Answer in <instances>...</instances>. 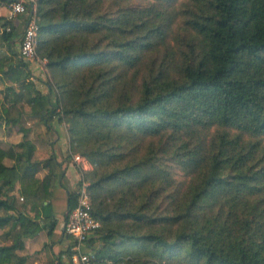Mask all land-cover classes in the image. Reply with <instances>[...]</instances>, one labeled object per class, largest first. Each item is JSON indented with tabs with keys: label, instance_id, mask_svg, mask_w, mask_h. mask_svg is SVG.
Masks as SVG:
<instances>
[{
	"label": "trees",
	"instance_id": "trees-1",
	"mask_svg": "<svg viewBox=\"0 0 264 264\" xmlns=\"http://www.w3.org/2000/svg\"><path fill=\"white\" fill-rule=\"evenodd\" d=\"M37 4L60 94L40 90L22 32L0 23V126L23 134L0 143V264H32L27 241L58 225L61 162L35 159L23 102L47 127L67 121L99 164L86 178L101 227L85 247L98 260L264 264V0ZM77 201L76 187L68 210Z\"/></svg>",
	"mask_w": 264,
	"mask_h": 264
},
{
	"label": "built area",
	"instance_id": "built-area-1",
	"mask_svg": "<svg viewBox=\"0 0 264 264\" xmlns=\"http://www.w3.org/2000/svg\"><path fill=\"white\" fill-rule=\"evenodd\" d=\"M7 3L9 12L4 15L0 5V23L10 22L18 28L23 27L19 39V53L21 57L31 65L44 63L38 56L39 43V17L36 0H1ZM12 26L7 25L10 31ZM33 69V67H32ZM34 71V69H33ZM73 162L82 170V177L77 184L78 201L77 205L68 210L64 231L73 239L71 246L72 260L74 264H118L113 259L98 260L93 251L86 250L87 240L101 227V222L93 214L92 197L89 192V182L84 178V171L92 167V162L81 153L73 154ZM74 240L76 243H74Z\"/></svg>",
	"mask_w": 264,
	"mask_h": 264
},
{
	"label": "rangeland",
	"instance_id": "rangeland-1",
	"mask_svg": "<svg viewBox=\"0 0 264 264\" xmlns=\"http://www.w3.org/2000/svg\"><path fill=\"white\" fill-rule=\"evenodd\" d=\"M36 2H37V0H36ZM19 30L21 32L23 30V27L21 25L19 26ZM19 43H20V41H19ZM36 64L38 65L37 62L35 63V65H31V67H33V69H34L35 81H36L37 85L39 87H42V89L45 91V93H49V95H51L53 100H54L55 96L60 94V91H59L58 87L56 85H54V83H53L54 82L53 74L50 73L49 69L47 68V62H46V64L39 63V68L36 67ZM37 69H39V70H37ZM37 77H41L42 79L40 78V80H39ZM49 83H52L54 85V87L50 91L51 93L48 92V90H49L48 88H50ZM9 84H11V83L4 82V83L0 84V108L2 106V103L5 100H7L5 98V96L3 95L2 91ZM23 105L27 111L26 112V126L30 127V129H31V131L29 133L30 137L33 140V142L36 144L35 159H40V158L46 159L51 155V153L53 151H55V149L53 148V144L57 143V141L59 139V132L61 133L62 140L65 143L64 149L66 152V156H65L66 159H68L70 162H72L74 164L73 154L81 153L82 155H84L83 150H85V147H84V145L80 146L76 141H74V139L71 135V132H70V124L67 121H65V120L59 121V119H57V117H56L53 121H51V124H50L51 127H47L41 116H36L35 119H31L30 118L31 113H29V109L31 108V106L27 103H24V102H23ZM0 111H1V109H0ZM22 137H23V134L18 130V128L9 127L5 124L0 126V143L4 149H8L12 145L20 142L22 140ZM56 150H57V148H56ZM89 160L92 162V167L89 170L84 171V177H85L84 179L87 182H88V179L86 178V173L90 172V171H91V173H94V172L99 170V164L92 161L91 159H89ZM5 161L8 164H12V162H13L10 159H6ZM75 167L78 170V175H79L78 183H79V181L82 177V170L76 165H75ZM44 172L45 171L40 172L39 175L42 176L44 174ZM17 186H19V185H17ZM15 193L18 194V187H17ZM22 202H23V198L18 196V205L21 204ZM2 232L3 231L0 230V235L2 234ZM40 245H41V247L44 248V243L42 241H40ZM24 253L26 254V250H24ZM45 253L46 252H44L42 254H38V255H35L32 253V258H33L32 262L35 261V264H36V262L39 263L38 260L40 258L37 259L38 256L41 255L42 257H46ZM118 264H127V260L123 259L122 261H119Z\"/></svg>",
	"mask_w": 264,
	"mask_h": 264
},
{
	"label": "crops",
	"instance_id": "crops-1",
	"mask_svg": "<svg viewBox=\"0 0 264 264\" xmlns=\"http://www.w3.org/2000/svg\"><path fill=\"white\" fill-rule=\"evenodd\" d=\"M0 5L2 13L7 15L9 12V8L7 6L8 4L0 0ZM36 67L39 68L37 64ZM37 78L40 80L41 77ZM39 88L45 93L42 87ZM48 92L50 91L48 90ZM24 121L26 122V119H24ZM64 147L65 143L63 142L61 133L59 132V139L57 143L53 144V148L55 149L54 152L58 155L59 161L61 162L60 172L63 171L62 182H60L61 184L56 187L53 199L54 213L58 218V225L53 237L49 238L44 231L38 234L36 238L29 239L27 241V253L30 254L31 261L33 259L32 253L38 255L46 252V257H42L41 255L38 256L37 259H40L38 260L39 263L36 262V264H47L52 258H54L56 264H74L71 257L73 239L71 237L69 238L67 234L65 235L64 226L68 212V192L76 188L79 175L75 165L65 158L66 152ZM40 241L43 243H49L50 248L42 249ZM32 264H35V261L32 262Z\"/></svg>",
	"mask_w": 264,
	"mask_h": 264
}]
</instances>
